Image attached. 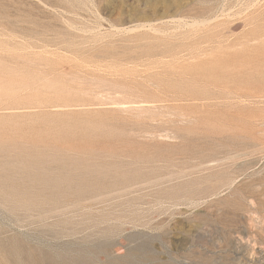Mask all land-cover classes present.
Returning a JSON list of instances; mask_svg holds the SVG:
<instances>
[{
    "label": "rangeland",
    "instance_id": "374dc122",
    "mask_svg": "<svg viewBox=\"0 0 264 264\" xmlns=\"http://www.w3.org/2000/svg\"><path fill=\"white\" fill-rule=\"evenodd\" d=\"M0 264H264V0H0Z\"/></svg>",
    "mask_w": 264,
    "mask_h": 264
},
{
    "label": "bare ground",
    "instance_id": "6f19581e",
    "mask_svg": "<svg viewBox=\"0 0 264 264\" xmlns=\"http://www.w3.org/2000/svg\"><path fill=\"white\" fill-rule=\"evenodd\" d=\"M237 55H239L238 53H234V54H232L231 56H228L227 58H226V60H221V59H219L218 61H219V63L221 64V65H223V63H226L227 65H230V64H233V63H235V61H237ZM202 68V67H201ZM205 69V68H204ZM203 70V69H202ZM207 71H206V69L204 70V73H206Z\"/></svg>",
    "mask_w": 264,
    "mask_h": 264
}]
</instances>
